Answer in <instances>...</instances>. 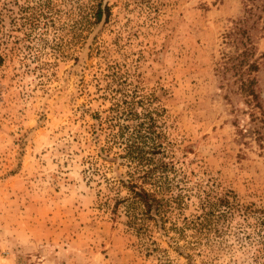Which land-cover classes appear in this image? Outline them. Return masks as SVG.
<instances>
[{"label": "rangeland", "instance_id": "obj_1", "mask_svg": "<svg viewBox=\"0 0 264 264\" xmlns=\"http://www.w3.org/2000/svg\"><path fill=\"white\" fill-rule=\"evenodd\" d=\"M259 120L264 0H0V264H264Z\"/></svg>", "mask_w": 264, "mask_h": 264}, {"label": "trees", "instance_id": "obj_2", "mask_svg": "<svg viewBox=\"0 0 264 264\" xmlns=\"http://www.w3.org/2000/svg\"><path fill=\"white\" fill-rule=\"evenodd\" d=\"M247 56V51H244L242 54H240L239 57H241V59L243 60L245 57ZM252 69H256V68H252ZM244 87L245 92H247V96H249L252 100H257V95L255 94L254 90H253V81H248L245 82L244 84H242ZM257 122V120H252ZM259 123H261V126L264 127V120H259ZM257 134L256 139L257 140H261L260 139V133L256 132ZM130 193L132 195V198L134 199V202L136 204H138V206H141L145 215H148L152 212V210H155L158 208V202L155 198H153L152 196H150L147 192L143 191V190H130ZM226 203V202H225Z\"/></svg>", "mask_w": 264, "mask_h": 264}]
</instances>
